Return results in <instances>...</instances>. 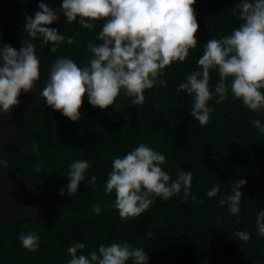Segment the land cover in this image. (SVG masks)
<instances>
[{"label": "trees", "instance_id": "1", "mask_svg": "<svg viewBox=\"0 0 264 264\" xmlns=\"http://www.w3.org/2000/svg\"><path fill=\"white\" fill-rule=\"evenodd\" d=\"M40 2L54 10L62 4V0H0V42L19 51L18 42L30 40L40 61L32 110L0 132L4 162L0 163V264H68L67 249L78 241L85 248L77 255L85 256L102 244L127 241L144 249L146 264H264V237L256 226L258 213L264 211V133L253 125L258 119L264 126V110L257 113L233 100L230 87L228 99L217 104L214 90L219 75L211 70L213 99L208 106L213 111L201 126L190 113L193 97L177 91L188 75L200 70L197 62L206 42L230 35L243 23L237 7L240 0H196L197 47L189 50L185 61L165 68L160 79L167 86L157 83L145 90L144 103L136 106L121 92L104 110L91 106L85 94L77 122L47 106L41 92L58 57L87 66L93 55L87 45L102 43L97 36L103 21L89 30L79 24V17L68 24L57 11L58 19L47 27L74 42L65 40L53 52L50 42L24 30L25 17H34ZM225 83L228 86L231 80ZM141 143L165 155L161 167L172 180L182 170L192 172L191 195L185 199L182 188L167 200L154 198L141 215L122 220L113 207L115 193L106 194L105 184L113 160ZM76 160H86L90 167L78 193L71 196L67 175ZM36 166L39 172L34 171ZM13 176L23 181V187L15 186ZM93 176L95 183L88 185ZM239 180L246 184L240 189V211L232 215L219 199L231 194ZM216 184L220 191L209 198L206 193ZM94 204L101 207L99 214L91 211ZM240 231L250 239L240 241L236 236ZM29 232L40 237L34 252L19 241L20 233ZM126 264L134 262L130 259Z\"/></svg>", "mask_w": 264, "mask_h": 264}, {"label": "clouds", "instance_id": "2", "mask_svg": "<svg viewBox=\"0 0 264 264\" xmlns=\"http://www.w3.org/2000/svg\"><path fill=\"white\" fill-rule=\"evenodd\" d=\"M196 0H62L59 10L45 3L38 4L39 11L25 17L24 30L29 36H39L45 43L56 46L72 37H65L47 25L58 19L57 11L63 13L66 22L71 24L79 17V24L85 29H93L97 21H103L97 39L100 44L89 42L87 49L92 58L87 66L79 67L73 60L58 57L51 66L48 79L41 92L46 105L54 111H60L70 121L81 118L79 109L85 94L88 103L101 110L114 104L123 92L132 98L131 105H142L145 90L152 89L157 83L166 87V81L160 79L166 67L174 62H183L190 49L197 47L196 33L199 24L194 5ZM239 18L243 23L230 35L221 39L211 38L203 46V54L198 59V68L186 77L177 91H184L193 97L191 116L201 126L208 123V106L213 99L210 90V71L215 70L219 82L215 86L216 103L228 99L230 87L233 100H240L249 110L260 113L264 110V0H240L237 5ZM40 61L31 43L24 44L19 51L11 45L0 42V113H11L19 105L21 92L29 93L39 80ZM231 80L226 86L225 81ZM253 125L264 133L260 120ZM37 145H33L36 151ZM0 163H4L0 161ZM166 163L165 155L141 143L129 151L123 158H115L112 170L108 173L105 193H115L113 207L122 220L133 219L141 215L153 203L154 198L167 200L180 193L184 198L190 193L191 171H180L175 180L162 170ZM68 172L69 195L78 193L81 181L85 180V171L90 167L86 160H76ZM39 172V166L34 168ZM93 176L88 185L95 183ZM171 181V182H170ZM246 181L239 180L232 185L231 194L220 197L221 206L227 203L228 211L238 215L242 192ZM220 191L218 184L207 191L209 198L216 197ZM64 189H60L63 195ZM193 199H195L193 197ZM94 214L101 212L99 205H93ZM63 218V217H61ZM258 235L264 237V211L256 219ZM152 236V233H148ZM240 241H247V232H237ZM39 234L20 233L19 241L28 251L39 248ZM85 248L82 242H76L67 249L71 259L68 264H126L130 259L134 264H146L148 255L142 248H133L127 241L100 245L97 251L77 255Z\"/></svg>", "mask_w": 264, "mask_h": 264}, {"label": "rangeland", "instance_id": "3", "mask_svg": "<svg viewBox=\"0 0 264 264\" xmlns=\"http://www.w3.org/2000/svg\"><path fill=\"white\" fill-rule=\"evenodd\" d=\"M22 43H24L25 45L28 43L32 44L30 40H21L17 44V47L19 49L22 47ZM33 89L29 93L21 92L19 96V101H20L19 105L13 107L11 113H7V114L0 113V132H2L6 128H10L12 124L16 121V119H19L30 113V111L34 106V100L32 97ZM2 172H3V168L0 165V173ZM13 178L16 187H21V186L23 187L24 183L19 177L13 176Z\"/></svg>", "mask_w": 264, "mask_h": 264}, {"label": "bare ground", "instance_id": "4", "mask_svg": "<svg viewBox=\"0 0 264 264\" xmlns=\"http://www.w3.org/2000/svg\"><path fill=\"white\" fill-rule=\"evenodd\" d=\"M10 39H12V38H10Z\"/></svg>", "mask_w": 264, "mask_h": 264}]
</instances>
